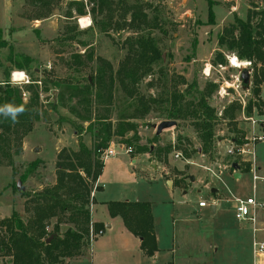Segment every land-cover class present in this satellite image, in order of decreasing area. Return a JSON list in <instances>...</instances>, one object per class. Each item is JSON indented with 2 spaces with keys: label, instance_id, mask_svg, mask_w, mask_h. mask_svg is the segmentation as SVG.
Listing matches in <instances>:
<instances>
[{
  "label": "rangeland",
  "instance_id": "obj_1",
  "mask_svg": "<svg viewBox=\"0 0 264 264\" xmlns=\"http://www.w3.org/2000/svg\"><path fill=\"white\" fill-rule=\"evenodd\" d=\"M71 2L84 3L86 15H78L76 7H73L72 18H67ZM126 2L146 5L150 25L137 30L129 27L119 30L109 27L103 29V17L97 11H92L93 5L89 0H61L51 13L39 19H36L31 7L26 6L25 0H0V31L6 45L0 47V85L9 81L14 87H27L28 84L16 85L11 81L13 72H24L31 84L39 81L40 103L44 111L43 119L35 124L34 130L22 142L13 140L10 157H0V220L10 217L14 211L25 219L30 216L26 211L29 199L26 195H33L55 185L57 161L62 150L77 152L81 144L94 150L101 143V139L96 136L98 126L90 129L89 122L76 119L68 108L52 111L53 93L51 90L44 93L40 81L89 76L99 67V58L109 62L117 71L127 54L126 40L142 35L150 36L161 49L163 60L156 66L154 73L140 83L141 95L155 99L168 92L167 89L184 91L186 85L182 84V79L188 84L196 81L201 91L208 84L217 85L218 88L208 100L220 119L215 128L216 152L213 159L201 153V143L190 121L180 122L178 128L166 130L160 136L156 144L160 149L170 151L166 156V163H159L150 154L138 151L137 146L152 149L156 147V144L149 142L162 122L157 112L143 120L134 121L137 135L129 132L124 137L113 136L106 148L98 150L100 162L104 161L105 153L110 149L117 153L131 148L132 152L128 155L137 160L141 168L146 169L147 175L148 172L151 173L153 166H160L167 172L166 179L172 183V187L178 178L174 175V170L178 169L184 174L187 188H170L160 172L154 170L150 181H140L131 190V194L136 192V195H131L134 197L132 200L113 201L151 203L163 248L157 260H153L142 251L139 240L122 228L121 221L114 225L112 231H108V209L106 205L99 203L104 197L99 193L101 187L98 181L93 182L89 204L93 224L90 228L91 245L84 251L82 258L67 264H164L173 260V245L174 258L177 257L178 264H255L253 225L236 218L235 203L237 199L247 201L254 197L258 202L264 203V140L259 143L256 151L259 166L257 182L253 179L252 171L235 179L228 174L233 171L224 168L237 161L225 154L227 144L235 137L232 132L234 124L239 129H245V117L260 115L255 108L250 113L247 111L249 102L255 100L251 78L249 85L241 92L246 105L237 96L222 99L218 94L222 83L225 80L232 81V77L239 73L229 66L228 59L234 54L224 52L225 69L214 62L220 51L217 38L223 28L234 21V15L245 18L248 12L264 9V0H212L215 16L213 24L210 22L207 0ZM129 18L130 16L128 20ZM82 19L87 20L85 26L80 24ZM11 54L18 62L25 64H22L24 70L13 68L8 73ZM76 56L79 57L80 66L75 63ZM26 58L32 63L27 65L24 62ZM206 64L213 66L210 78L203 74ZM76 69H80V72H76ZM30 96L26 92L25 100L28 101ZM261 100L264 101V87ZM128 103L126 96L116 86L112 107L114 111L109 113L114 127L122 119L121 115L131 114L132 109L128 107ZM231 105L239 106L234 111V120L224 114L225 108ZM99 108L102 114L103 109ZM62 117L69 121H61ZM260 118L264 120V110ZM128 141L133 144L129 145ZM188 144L191 146L190 151L195 148L200 150L190 159L185 158L181 150ZM177 154L180 155L178 159ZM35 162L40 163L37 169L21 182L20 178ZM221 168L225 174L220 176L218 172ZM83 176L85 177L84 174ZM201 180L208 183L206 188L199 183ZM19 182L22 183V191L17 189ZM210 188L218 191V200ZM202 201L208 203L205 209H200L199 203ZM214 204H217L216 213L212 210ZM96 223L101 224L98 231L94 225ZM53 226H49V232L53 231ZM257 228L260 230L259 240L264 241V231H261L264 230V208L259 213ZM65 229V226L62 227V231ZM177 242L181 248L178 253ZM11 261L9 257L0 254V264H11Z\"/></svg>",
  "mask_w": 264,
  "mask_h": 264
},
{
  "label": "trees",
  "instance_id": "obj_2",
  "mask_svg": "<svg viewBox=\"0 0 264 264\" xmlns=\"http://www.w3.org/2000/svg\"><path fill=\"white\" fill-rule=\"evenodd\" d=\"M61 0H25V4L31 7L36 19L51 13ZM209 4V18L213 24L215 16L212 10V0ZM93 5L92 11L102 15V28L107 27L119 30L129 27L133 30L150 25L146 5L140 3L129 4L126 0H89ZM76 7L80 16H85L84 3L71 2L67 18H72L71 9ZM128 16H130L128 20ZM233 22L229 23L218 35V47L215 64L224 65L226 59L224 52H229L241 61L252 63V94L255 100L249 102L247 111L254 108L259 115H263L264 102L261 100L264 87V9L248 12L245 18L234 15ZM127 54L120 63L117 71L113 66L99 58V67L96 71L81 79L68 78L65 80H44L43 92L53 93L52 111L68 108L69 113L76 119L90 123V129L98 126L96 136L101 139L96 149H90L84 144L80 145L77 152L62 150L57 161V179L55 185L43 189L33 195H26L28 204L26 211L30 216L25 219L20 213L14 211L10 217L0 220V254L9 257L11 264H67L73 260H79L84 256V251L91 245L90 228L92 217L89 210L91 201L92 183L98 181L103 162H100L98 150L106 148L113 136L124 137L129 132L137 135L136 120H143L152 113L160 114L161 121H176L178 128L180 122L190 121L201 143V153L213 159L216 152L215 128L219 124L216 110L209 104V98L218 88L215 84H208L203 91L196 81L186 85L184 91L166 92L158 98H146L140 93L142 80L154 73L156 66L162 62V52L154 38L150 36H138L128 38ZM3 34L0 31V47H5ZM92 58V57H91ZM79 57H75V63L80 66ZM27 65L32 63L29 58L24 61ZM8 73L13 68L24 70V63L18 62L13 54L9 56ZM23 64V65H22ZM73 67V64H70ZM80 72V69H76ZM161 73L163 71L160 70ZM38 82L27 87L12 86L9 81L0 85V106L13 104L23 105L25 111L18 115L17 121L0 115V157H10V148L13 140L17 143L28 136L35 124L43 119L44 111L40 103L41 92ZM116 86L129 101L128 107L131 114L121 115L114 127L112 123L114 98ZM26 92L31 94L26 99ZM54 92L56 94H54ZM102 107V114L99 112ZM239 106L231 105L225 108L226 117L234 120V111ZM83 110L85 114L81 111ZM127 117V118H124ZM62 120L69 121L62 117ZM133 120V121H132ZM79 132V129L77 130ZM234 138L240 145L245 143V135L237 124H234ZM160 136L155 135L149 143L156 144ZM132 145V141H128ZM190 144L182 150L183 156L190 159L197 154L199 148L190 151ZM137 150L148 153L157 161L166 162L169 150L158 147L140 148ZM150 156V157H151ZM230 163L229 169L233 171ZM40 163L35 162L29 167L28 172L20 180L32 174ZM85 175V177L83 176ZM112 218H121L125 227L134 236L140 238L141 249L149 257L158 251L157 239L154 227L152 206L149 202H109L105 204ZM55 220V222H53ZM53 231L49 232L50 225ZM96 231L101 224H94ZM65 230L62 231V227ZM51 239L48 242V239Z\"/></svg>",
  "mask_w": 264,
  "mask_h": 264
},
{
  "label": "crops",
  "instance_id": "obj_3",
  "mask_svg": "<svg viewBox=\"0 0 264 264\" xmlns=\"http://www.w3.org/2000/svg\"><path fill=\"white\" fill-rule=\"evenodd\" d=\"M247 127H248V125H247ZM163 133L161 135H163ZM155 135H156V133H155ZM258 145H259V143L254 148L255 166L252 163L253 159L250 157H246L244 159H237L239 169L237 171L233 170V172L228 173V174H230L231 176H234L235 179H240L243 177L244 173L251 172V171L253 173V168L255 167L256 173L259 177V166H258L257 154H256ZM199 152H200V150H199ZM158 162L159 163H166V162H160V161H158ZM139 167L141 168L142 166L138 165V161L133 160L125 151L124 152L118 151L116 153V155H114L113 157L104 159L103 170H102V173L98 179V185L101 187V191L99 193H101L104 198L99 203L105 205L106 203L113 202V201H120L122 199L132 200L134 197L131 195H136V192L134 194H131V193H133V192H131V190H133L134 186H138L140 181H145V182L150 181L151 173H153L154 170L156 172H160V174L162 175V178L164 179V181L167 182V184L170 188H174L175 186L180 188L181 190H185L187 188L184 174H182V171H180L178 169H177L178 171L174 170V172H175L174 175L177 176L178 178L176 180L175 185L171 187L172 183L166 179L167 172L162 170L160 168V166H158V167H156V165L153 166L151 168L152 170L150 171L151 173L148 172V175L146 173V169H143V168L139 169ZM222 174H225V173H222ZM199 183L200 184L202 183V185H204L205 188L207 187L206 185H208V183L205 180L204 181L201 180ZM210 189H212V192L214 193L216 199L218 200V198H219L217 196L218 191L215 188H210ZM184 192L186 193V191H184ZM130 196L132 198H130ZM205 208L200 207V209H205ZM212 210L214 213L217 212V204L212 205ZM107 213H108V211H107ZM107 216H108L107 218L110 220V223H106V228L108 229V231H112L114 229V225L120 224V221H121V224H122L121 226L127 232V234L134 236L125 227L121 218H112V217H110L109 214ZM154 227H155V234H156L157 245H158L159 251L154 256H152L150 259H153V260L156 259L157 260L159 254L161 253V251H163L162 250L163 248H162V240H161L160 235L156 229L155 222H154ZM261 231H264V230H261ZM258 233H257V237H258ZM135 238H137L139 240V243L141 244L140 238H138L136 236H135ZM176 249H177L176 253H178V251L181 249L179 246V242L176 243ZM172 254H173V256H172L173 260L165 262L164 264H178V259H176L177 257L174 258L175 257V246L174 245H173V249H172ZM261 259H260V263H258V264H264V257ZM255 264H257V263L255 262Z\"/></svg>",
  "mask_w": 264,
  "mask_h": 264
},
{
  "label": "built area",
  "instance_id": "obj_4",
  "mask_svg": "<svg viewBox=\"0 0 264 264\" xmlns=\"http://www.w3.org/2000/svg\"><path fill=\"white\" fill-rule=\"evenodd\" d=\"M81 26L82 23L80 21ZM236 59L239 61V65H233L232 60ZM229 66L231 68H234L239 71V73L236 76L232 77V81L225 80L224 83L219 88L218 94L222 99H229L230 97H239L243 103L245 104V99L241 95V92H243L244 88L246 86L243 85L242 79H241V73L243 70H248L249 73L252 71V63L249 61H241L233 55L228 59ZM221 69L227 68V66L219 65ZM212 68L213 66L211 64H206L203 70V74L206 78H210L212 74ZM24 73V72H23ZM27 77V76H26ZM12 81V77H11ZM13 83V82H12ZM16 85L21 84H28L30 85L31 82L29 78L27 77L26 80H21L18 83H13ZM233 90V92H231ZM246 105V104H245ZM222 114V111L220 113V116ZM259 117V118H258ZM261 116H251V117H245L246 124L248 127L246 129H242L245 134V143L240 145L235 140H230L226 147V156L231 157L233 159H244L246 157H251L253 159L252 163L255 166V152L254 148L255 146L262 142L264 140V120L260 118ZM221 141H219L220 143ZM125 152L127 154H130L132 152V149H126ZM116 155V152L112 149L108 150L105 153V159L113 157ZM180 158V155H176V159ZM230 166V164H229ZM229 166H225L224 170L229 168ZM224 170H221L218 172L219 175L224 172ZM219 176V177H220ZM218 177V178H219ZM253 179L255 182L259 180V177L256 173V168H253ZM199 206L201 208L208 207V203L202 201L199 203ZM264 208V203H260L256 200V198H250L247 201L239 200L237 199L235 203V212H236V218L241 222H247L251 223L253 225L254 230V241H253V253L255 262L258 264L260 263V259L264 257V241L259 240L257 237V233L260 231L257 228L258 224V217L260 211ZM102 234V232H101ZM92 237H93V231H92Z\"/></svg>",
  "mask_w": 264,
  "mask_h": 264
},
{
  "label": "clouds",
  "instance_id": "obj_5",
  "mask_svg": "<svg viewBox=\"0 0 264 264\" xmlns=\"http://www.w3.org/2000/svg\"><path fill=\"white\" fill-rule=\"evenodd\" d=\"M26 79V74L23 72H13L12 74L13 83H18L21 80ZM24 111L25 108L23 105L15 106L13 104H5L4 106H0V115L5 116L6 118H11L13 122H16L18 115L23 113Z\"/></svg>",
  "mask_w": 264,
  "mask_h": 264
},
{
  "label": "water",
  "instance_id": "obj_6",
  "mask_svg": "<svg viewBox=\"0 0 264 264\" xmlns=\"http://www.w3.org/2000/svg\"><path fill=\"white\" fill-rule=\"evenodd\" d=\"M250 78H251V75L249 73L248 70H243L242 73H241V79H242V82H243V85L244 86H248L249 83H250ZM26 101V100H25ZM177 126V122L176 121H162L158 126H157V129H156V135L157 136H160L164 131L166 130H169V129H172L174 127ZM232 168L237 171L239 169L238 167V164L237 163H234L232 165ZM238 176V175H237ZM193 181H194V177L191 178ZM17 189L19 191H22V183L19 182L18 185H17ZM52 238L48 239V242L51 241Z\"/></svg>",
  "mask_w": 264,
  "mask_h": 264
},
{
  "label": "bare ground",
  "instance_id": "obj_7",
  "mask_svg": "<svg viewBox=\"0 0 264 264\" xmlns=\"http://www.w3.org/2000/svg\"><path fill=\"white\" fill-rule=\"evenodd\" d=\"M86 21H87V20H83V19H82L81 22H82V25H83V26H85V24H87ZM232 64L238 66V65H239V61H237L236 59H233V60H232Z\"/></svg>",
  "mask_w": 264,
  "mask_h": 264
}]
</instances>
